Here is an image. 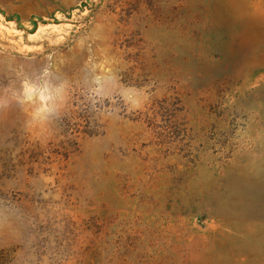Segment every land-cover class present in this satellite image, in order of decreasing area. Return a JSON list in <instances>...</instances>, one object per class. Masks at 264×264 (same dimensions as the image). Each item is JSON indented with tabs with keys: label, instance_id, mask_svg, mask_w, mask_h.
I'll return each instance as SVG.
<instances>
[{
	"label": "rangeland",
	"instance_id": "obj_1",
	"mask_svg": "<svg viewBox=\"0 0 264 264\" xmlns=\"http://www.w3.org/2000/svg\"><path fill=\"white\" fill-rule=\"evenodd\" d=\"M0 264H264V0H0Z\"/></svg>",
	"mask_w": 264,
	"mask_h": 264
}]
</instances>
